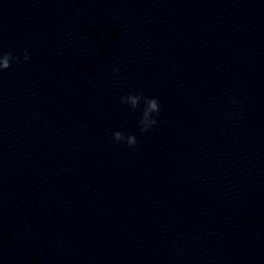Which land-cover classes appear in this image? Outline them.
Segmentation results:
<instances>
[{"label": "clouds", "instance_id": "1", "mask_svg": "<svg viewBox=\"0 0 264 264\" xmlns=\"http://www.w3.org/2000/svg\"><path fill=\"white\" fill-rule=\"evenodd\" d=\"M30 59L27 50L23 53V61L28 62ZM13 62L20 63V57H13L11 53L0 52V72H3L11 67ZM114 75L118 74L119 69L113 70ZM143 102V110L140 118V128L142 132L150 131L155 125L158 124L156 116L160 112V105L157 99L147 98L140 94H128L121 97L120 103L126 104L131 111L135 112ZM114 142L125 143L129 148H135L138 141L134 134H125L122 131H115L112 133Z\"/></svg>", "mask_w": 264, "mask_h": 264}]
</instances>
